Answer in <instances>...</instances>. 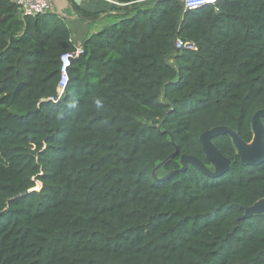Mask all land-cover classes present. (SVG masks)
<instances>
[{"label": "trees", "instance_id": "16d2710c", "mask_svg": "<svg viewBox=\"0 0 264 264\" xmlns=\"http://www.w3.org/2000/svg\"><path fill=\"white\" fill-rule=\"evenodd\" d=\"M111 1L70 0L85 20L118 19L84 39L60 95L77 47L65 16L0 0V264H264V214L242 218L264 197V163L218 134L225 172L181 169L184 154L214 168L209 129L253 140L264 0Z\"/></svg>", "mask_w": 264, "mask_h": 264}, {"label": "water", "instance_id": "95a60500", "mask_svg": "<svg viewBox=\"0 0 264 264\" xmlns=\"http://www.w3.org/2000/svg\"><path fill=\"white\" fill-rule=\"evenodd\" d=\"M191 44V43H190ZM192 46H194L192 44ZM264 108L257 110L252 118V129L254 137L252 142H246L240 132L228 126H217L209 129L200 135V142L205 151L206 158L215 168L211 171L201 160L195 156L184 154L182 157L183 168L187 167V161L191 160L196 163L207 175L218 176L225 172L229 165L230 159L218 149L213 142V137L218 134H229L237 148L242 163L250 165H259L264 163ZM180 169V170H181ZM264 214V197L254 202L252 205L244 207V214L242 218L251 215Z\"/></svg>", "mask_w": 264, "mask_h": 264}, {"label": "built area", "instance_id": "2783aa9c", "mask_svg": "<svg viewBox=\"0 0 264 264\" xmlns=\"http://www.w3.org/2000/svg\"><path fill=\"white\" fill-rule=\"evenodd\" d=\"M16 3L19 6V11L21 16L25 15H37L46 12H51L53 8L54 1L53 0H10ZM218 0L214 2H209V0H182L184 4V8L186 10H192L199 8L203 5L207 4H215ZM175 46L177 49H181L185 47H191L192 44L185 42L181 38L176 40ZM83 52V49L80 46H77L74 51H69L61 56V77L59 80V94L62 95L64 93L65 87L69 80V68L71 66L72 59L78 57Z\"/></svg>", "mask_w": 264, "mask_h": 264}, {"label": "crops", "instance_id": "0c3cea01", "mask_svg": "<svg viewBox=\"0 0 264 264\" xmlns=\"http://www.w3.org/2000/svg\"><path fill=\"white\" fill-rule=\"evenodd\" d=\"M53 1H54V4H53V8H52L51 12H58V13L64 15L65 16V21L69 25L71 31H72V23L73 22H77L78 23V22H83L84 21V23H86L87 26L93 22L92 20H84L81 16H79L75 12L70 0H53ZM74 1H76L81 6L85 5L86 7H84V8L88 9L90 11L109 10L110 4L108 5V3L112 2L111 0H74ZM113 14H114V12H113ZM83 25H85V24H83ZM86 27L82 28V29L85 30ZM88 27H90V29H89L90 31H89V34L86 35L85 39L90 34H92V32L93 33L97 32V31H94V27H91V26H88ZM80 45H81V43H80Z\"/></svg>", "mask_w": 264, "mask_h": 264}, {"label": "rangeland", "instance_id": "374dc122", "mask_svg": "<svg viewBox=\"0 0 264 264\" xmlns=\"http://www.w3.org/2000/svg\"><path fill=\"white\" fill-rule=\"evenodd\" d=\"M113 2V1H112ZM111 2V3H112ZM109 5V3H108ZM83 7H86L85 5H83ZM119 13V12H117ZM118 19V16L117 18H115V15H110V14H107V15H103L99 20H96V21H93L91 24H89L88 26H91V27H94V31H99L102 29L103 26H105L107 23H110L112 22L113 20H117ZM85 20V19H84ZM85 24V25H83ZM84 26V27H83ZM87 24L83 22H73L72 23V33H73V39H74V42L77 46H80V43H82L86 37V35L89 34V29L90 27H86ZM85 30H83L82 28H85ZM95 33V32H94ZM93 34V32H92ZM92 34H90L89 36H91ZM88 36V37H89ZM211 171L214 170L210 168Z\"/></svg>", "mask_w": 264, "mask_h": 264}, {"label": "bare ground", "instance_id": "6f19581e", "mask_svg": "<svg viewBox=\"0 0 264 264\" xmlns=\"http://www.w3.org/2000/svg\"><path fill=\"white\" fill-rule=\"evenodd\" d=\"M214 1H216V0H209L210 3H211V2H214Z\"/></svg>", "mask_w": 264, "mask_h": 264}]
</instances>
